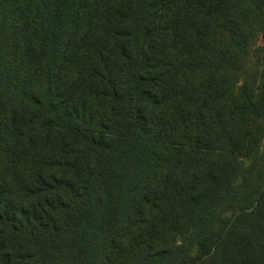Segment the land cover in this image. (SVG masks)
I'll return each instance as SVG.
<instances>
[{
  "label": "trees",
  "instance_id": "trees-1",
  "mask_svg": "<svg viewBox=\"0 0 264 264\" xmlns=\"http://www.w3.org/2000/svg\"><path fill=\"white\" fill-rule=\"evenodd\" d=\"M262 38L264 0H0V264H264Z\"/></svg>",
  "mask_w": 264,
  "mask_h": 264
},
{
  "label": "rangeland",
  "instance_id": "rangeland-1",
  "mask_svg": "<svg viewBox=\"0 0 264 264\" xmlns=\"http://www.w3.org/2000/svg\"><path fill=\"white\" fill-rule=\"evenodd\" d=\"M258 44H260V46L261 47H259V51H258V53H257V57H256V60H257V62H258V64H259V68L261 69L262 67H264L263 65V63H264V38H262V39H260V41H259V43ZM258 101H259V103L262 105V108H263V112H264V92L261 90L260 92H259V98H258ZM263 117H264V115H263ZM260 122H262V123H264V119H262ZM263 125V124H262ZM258 131H259V133L262 135V134H264L263 132H264V126H261V124L258 126ZM260 135V136H261ZM262 144H263V148H262V152L260 153L262 156H264V140H262ZM258 182L260 183V185H262V190H264V178L263 179H260V180H258ZM261 209H259L258 210V212L257 213H261ZM234 219V216H233V214L232 213H230V214H227V215H225L224 217H223V220L225 221L224 223H220L219 225L217 224V228L218 229H222V230H225L227 227H228V225H229V222L228 221H230V222H232V220ZM215 248H216V245H215ZM217 251H221V248L219 247V248H216L215 250H211L210 251V256L208 257V258H205V260L207 261V262H209L210 264L213 262V261H215V256L214 255H216L217 254ZM263 262H264V258H263Z\"/></svg>",
  "mask_w": 264,
  "mask_h": 264
}]
</instances>
